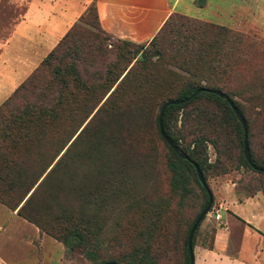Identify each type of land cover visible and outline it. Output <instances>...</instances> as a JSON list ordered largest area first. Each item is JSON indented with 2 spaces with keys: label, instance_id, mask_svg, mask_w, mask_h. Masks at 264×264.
Instances as JSON below:
<instances>
[{
  "label": "trees",
  "instance_id": "1",
  "mask_svg": "<svg viewBox=\"0 0 264 264\" xmlns=\"http://www.w3.org/2000/svg\"><path fill=\"white\" fill-rule=\"evenodd\" d=\"M92 29L99 34L91 33ZM205 35L223 38L222 43L231 44L229 52L235 41L243 38L225 27L170 13L148 48L117 39L120 45L106 51L103 41L107 36L115 38L101 29L95 7L89 6L0 104V205L92 264H157L149 243L161 223L163 209L149 207L152 214H145L147 229L139 237H144L143 243L116 259L101 257V234L107 223L104 213L119 205L126 209L124 201L131 183V192L135 191V175L130 177L127 165L138 166L137 174L140 171L146 176L143 164L148 165L149 155L139 159L142 165L129 155L136 151L134 133L141 129L148 101L157 94L153 124L166 150L169 190L185 198L192 194L191 184L195 183L203 199L184 233L183 264H188V232L207 204V194L192 164L198 167L208 189L206 174L216 163V159L207 163L206 138L193 135L187 140L183 128L191 123L192 113L204 115L200 107L210 103L220 107L224 125L233 133L238 148L236 169L264 177L259 171L264 169V158L253 154L248 121L240 104L230 96L233 91L225 76L238 67L236 53L220 56L217 48L209 56L208 50L214 47ZM165 44L170 47L168 52L162 48ZM167 64L187 76L169 73L161 77L158 68L163 70ZM197 89L203 90L186 102L166 106L161 114L164 134L187 157L182 160L160 137L158 113L165 102L184 100ZM209 91L224 94L243 118L251 166L243 157L239 122L228 103ZM189 107L192 111H187ZM261 108L264 113V101ZM178 119L181 129L176 126ZM153 162H149L150 169ZM199 226L191 237L192 251ZM212 233L211 229L207 244L201 247H211Z\"/></svg>",
  "mask_w": 264,
  "mask_h": 264
},
{
  "label": "rangeland",
  "instance_id": "2",
  "mask_svg": "<svg viewBox=\"0 0 264 264\" xmlns=\"http://www.w3.org/2000/svg\"><path fill=\"white\" fill-rule=\"evenodd\" d=\"M187 1L180 0L176 8V14L200 20V17H198L200 15L196 16V14L192 15L194 13L182 11V5ZM258 6L259 8H257L260 10L258 12V21L256 20L257 24L249 26L247 30L242 28L240 30V27L237 26V29L222 26L243 35V38H240L239 41L236 38L235 46L230 52L228 48L231 44L222 43L223 38H212L210 37L211 35H205L204 39L214 47L213 50H208L209 56L217 52V48L220 56L223 53H226L225 55L227 53L231 55L236 53L238 67L236 70L232 68L225 75L230 89L233 91L230 96L240 104L248 121L250 146L253 154L264 158V113L261 108L264 101V4L262 5L261 3ZM90 32L99 34L94 29L90 30ZM212 36L214 37L215 34ZM115 40L117 39L107 36L105 41H103V49L109 51L113 49V45H120ZM149 41L138 45L146 47ZM162 48L167 49L166 52H168L170 47L165 44ZM214 57L217 58L218 56ZM165 58L167 59L166 55ZM155 60L156 58L153 57L152 61ZM130 64H133V61ZM158 73L164 78L169 73L187 76L178 67L171 64L164 65L163 70L158 68ZM225 76L223 79L226 78ZM157 96V94L153 95L151 100L148 101V113L141 123V129L134 133V136H137L138 139V144L134 147L136 151L129 155L134 157L133 161L140 162V165H142V156L149 155V162L154 161L153 169L148 167L149 162L148 165L143 164L146 176L143 175L142 177L140 171L137 174L136 169L138 166L127 165L126 168L129 169L130 177L135 175V179L138 176L139 178L138 180L134 179L136 183L133 193L131 192L133 183L130 184V192L124 201L127 208L125 209L122 205H119L118 208L114 207L110 210V214L109 212L104 213V216L107 217V223L101 234V257L103 259H116L129 253L134 245L143 243L144 237H139L147 229L145 226L147 216L145 214H152L148 209L149 207L155 208L156 211L163 209L161 223L158 224L153 238L150 239V255L157 264H183L182 243L184 233L187 225L192 221L201 206L203 199L195 183L191 184L192 194L185 198H180L169 190L167 172L164 166L166 150L157 139L153 124L156 104L158 103ZM200 109L205 114L195 116L191 112V123L187 124L186 121L187 125L183 129L188 136L187 140H190L193 135L202 136L208 140L205 143L207 163L212 164L215 159L216 163L215 169L209 170L206 174V183L212 196V205L210 212L204 217L198 228L193 247V256L194 254L195 256L198 255V252L194 251L195 248L199 247L200 244H207L209 236H211L212 227L209 225L203 227L201 225L206 218L212 217L214 219L213 211L218 209V196L224 193V184L232 185L234 192L241 196L258 194L262 203L264 202L261 191L264 177L242 168L236 169L235 167L238 148L233 133L224 125L220 107L215 103H210L201 106ZM187 111H192V108L189 107ZM176 126L178 129L182 128L179 119ZM129 133L133 132L130 131ZM149 166L151 167V165ZM218 214L222 218L225 216L223 209H219ZM30 227L28 223L17 216L10 218L7 210L0 205V258L6 264H92L78 252L68 251L62 244L48 236H45V239L52 241L51 243L56 246H52L49 254L43 258L37 244L28 246L22 241L24 236L30 235Z\"/></svg>",
  "mask_w": 264,
  "mask_h": 264
},
{
  "label": "crops",
  "instance_id": "3",
  "mask_svg": "<svg viewBox=\"0 0 264 264\" xmlns=\"http://www.w3.org/2000/svg\"><path fill=\"white\" fill-rule=\"evenodd\" d=\"M179 2L0 0V104L89 6L95 7L105 33L139 44L149 41L167 16L176 13ZM261 3L264 0H188L182 5V11L200 15V20L205 22L247 30L257 24ZM224 186V193L218 196V209L213 211L219 219L209 217L201 225L212 227L211 247L195 248L198 255L194 254L193 264H264V207L260 195L241 196L234 192L232 185ZM219 209L224 210V218L218 214ZM7 212L10 218L16 216L15 212ZM30 226V235L22 241L28 246L37 244L45 258L56 245ZM0 264L6 263L0 258Z\"/></svg>",
  "mask_w": 264,
  "mask_h": 264
},
{
  "label": "water",
  "instance_id": "4",
  "mask_svg": "<svg viewBox=\"0 0 264 264\" xmlns=\"http://www.w3.org/2000/svg\"><path fill=\"white\" fill-rule=\"evenodd\" d=\"M203 89H197L195 90L189 97H187L184 100H177V101H173V102H165L162 107L160 108V111L158 113V118H157V123H158V131H159V135L160 137L165 141V143L171 148V150L182 160H187V157L181 153L179 151V149H177L172 143L171 141L166 137V135L164 134L162 127H161V114L163 109L171 104H179L182 102H186L187 100H189L191 97H193L194 95H196L197 93H199L200 91H202ZM212 94H214L215 96L219 97L220 99H222L223 101L227 102L229 107L231 108L235 118L237 119V121L240 124V127L242 129V134H243V140H242V153H243V157L245 159V161L247 162L248 165L251 166V162H250V158H249V152H248V148H247V144H246V128H245V123L243 121V118L241 117V115L237 112V110L235 109V107L231 104V102L228 100V98L217 91H209ZM196 178L199 182V184L201 185V187L204 189L205 193L207 194V204L205 206V208L200 212V214L197 216V218L195 219V221L193 222V224L191 225L189 232H188V236H187V240H186V249H187V254H188V264H193V251L191 248V237L195 231V229L198 227V225L200 224V222L204 219V217L210 212V208H211V204H212V196L210 194V192L208 191L204 180L202 178V175L198 169V167L194 164H192ZM260 172L264 173V169L259 170ZM113 264V263H110Z\"/></svg>",
  "mask_w": 264,
  "mask_h": 264
},
{
  "label": "built area",
  "instance_id": "5",
  "mask_svg": "<svg viewBox=\"0 0 264 264\" xmlns=\"http://www.w3.org/2000/svg\"><path fill=\"white\" fill-rule=\"evenodd\" d=\"M219 216L217 214H214V220H218Z\"/></svg>",
  "mask_w": 264,
  "mask_h": 264
}]
</instances>
